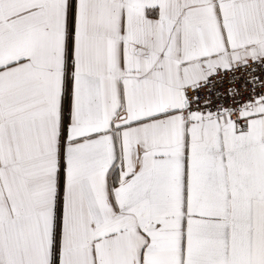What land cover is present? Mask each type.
Returning <instances> with one entry per match:
<instances>
[{
    "label": "snow or ice",
    "instance_id": "6c2138e0",
    "mask_svg": "<svg viewBox=\"0 0 264 264\" xmlns=\"http://www.w3.org/2000/svg\"><path fill=\"white\" fill-rule=\"evenodd\" d=\"M0 264H264V0H0Z\"/></svg>",
    "mask_w": 264,
    "mask_h": 264
}]
</instances>
